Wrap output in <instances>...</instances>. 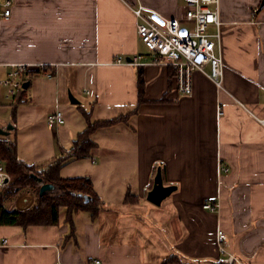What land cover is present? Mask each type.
Wrapping results in <instances>:
<instances>
[{"label": "crops", "instance_id": "0c3cea01", "mask_svg": "<svg viewBox=\"0 0 264 264\" xmlns=\"http://www.w3.org/2000/svg\"><path fill=\"white\" fill-rule=\"evenodd\" d=\"M11 1V15L0 23V78L12 65L29 71L14 98L0 86V128L13 126L0 138L15 142L18 158L37 171L64 160L60 176L88 177L102 204L95 217L78 211L72 222L60 208L55 225H0V264H162L171 256L181 264H221L218 229L237 260L232 264H264L262 0H219L222 88L194 71L187 96L174 91L169 67L115 63L136 55L141 63L149 59L123 0ZM136 1L184 19V0H129ZM68 92L78 104L70 103ZM70 105H78L84 119L77 127L67 115ZM118 108L124 112L98 116ZM55 110L65 122L50 129L46 118ZM87 112L91 121L128 117L96 130V149L76 158L71 149ZM22 138L29 144L23 154ZM157 168L163 184L175 186L159 206L146 199ZM37 191L26 186L6 210L29 209ZM206 201H218L219 212L204 210Z\"/></svg>", "mask_w": 264, "mask_h": 264}, {"label": "built area", "instance_id": "2783aa9c", "mask_svg": "<svg viewBox=\"0 0 264 264\" xmlns=\"http://www.w3.org/2000/svg\"><path fill=\"white\" fill-rule=\"evenodd\" d=\"M123 1L135 17L136 33L147 49L149 59L141 63V55H136L129 60L119 59L115 61L116 64L173 68L174 91L179 96L191 95L194 71L205 75L217 90L222 88L223 61L220 53L222 22L219 17V0H184L183 21L150 11L139 1L136 3L129 0ZM11 7V0H0V23L9 19ZM210 27H214V32L209 31ZM36 69L43 72L46 77H52L44 66H38ZM28 71L27 65H12L6 76L0 78V86L4 88V96L7 99L14 98L22 90V81ZM217 114H222L219 107ZM64 122V116L60 110H55L46 118L50 129H56ZM220 172L225 174L228 168L220 167ZM10 181V176L0 159V190L6 188ZM202 208L211 213H218L220 204L218 201H206L202 204ZM226 241V234L218 229L216 232L217 249L220 255L218 262L232 264L237 260L225 247ZM2 244H7V240H3ZM93 264H100V262L94 261Z\"/></svg>", "mask_w": 264, "mask_h": 264}, {"label": "trees", "instance_id": "16d2710c", "mask_svg": "<svg viewBox=\"0 0 264 264\" xmlns=\"http://www.w3.org/2000/svg\"><path fill=\"white\" fill-rule=\"evenodd\" d=\"M169 76L174 85L173 68L170 69ZM143 90V72L140 69L138 70L139 104L144 102ZM18 101H21V98ZM82 115L86 120V128L77 135L71 149V154L76 158L91 156L96 149V143L92 140V135L96 130L123 122L128 117L119 116L108 120L91 121L90 112L82 113ZM0 159L11 179L9 185L0 190V225H16L23 228L55 225L58 222L60 208L66 209L69 222H72L74 212L86 211L92 217L97 215L102 203L94 193L90 179L88 177L62 178L60 169L65 162L64 160H59L42 171H37L33 166L25 164L18 158L15 142L3 138H0ZM42 182L53 184L64 195L57 197L38 196L37 202L29 209L6 210L4 204L14 199L26 186L36 187V190L39 191V184ZM126 201H132V197L128 195ZM162 264H181V259L171 256L165 259Z\"/></svg>", "mask_w": 264, "mask_h": 264}, {"label": "water", "instance_id": "95a60500", "mask_svg": "<svg viewBox=\"0 0 264 264\" xmlns=\"http://www.w3.org/2000/svg\"><path fill=\"white\" fill-rule=\"evenodd\" d=\"M264 5V0L261 1V6ZM129 60V59H127ZM28 83L23 84V88H26ZM68 98L71 104H78V100L72 96L70 92H68ZM13 128L12 125H8L6 129L0 128V136H6L8 134V131ZM33 177H36L33 175ZM38 181H40L37 178ZM55 189V186L50 183H41L39 187V195H43L46 192L53 191ZM175 190V186L172 185H164L160 168H157L155 177L153 179V186L148 191L146 195V199L148 202L152 203L153 205L159 206L161 201L164 200L166 197H168L173 191ZM87 200V197H85Z\"/></svg>", "mask_w": 264, "mask_h": 264}, {"label": "rangeland", "instance_id": "374dc122", "mask_svg": "<svg viewBox=\"0 0 264 264\" xmlns=\"http://www.w3.org/2000/svg\"><path fill=\"white\" fill-rule=\"evenodd\" d=\"M79 111H80V109H79L78 105H70L69 106V110H68V114L67 115H68L69 119H71V125L73 127H77L80 122H84V119L81 117V114H80ZM123 112L124 111L122 109H120V108L112 109V110L109 109L107 111H101L98 116L105 117V118H110V117L116 116L118 113H123ZM28 147H29V144H28L27 139L26 138H22V141H21V154L24 153L25 149L26 150L29 149ZM55 189L56 190H54V192L53 191L50 192L51 195L49 197H57V196H59V194L62 193V191H60L58 188H55ZM62 195H64V194H61V196Z\"/></svg>", "mask_w": 264, "mask_h": 264}]
</instances>
